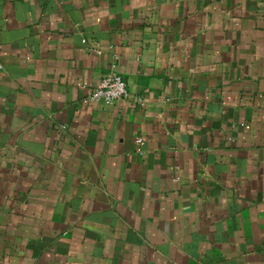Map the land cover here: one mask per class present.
Here are the masks:
<instances>
[{
	"label": "crops",
	"instance_id": "obj_1",
	"mask_svg": "<svg viewBox=\"0 0 264 264\" xmlns=\"http://www.w3.org/2000/svg\"><path fill=\"white\" fill-rule=\"evenodd\" d=\"M0 264H264V0H0Z\"/></svg>",
	"mask_w": 264,
	"mask_h": 264
},
{
	"label": "built area",
	"instance_id": "obj_2",
	"mask_svg": "<svg viewBox=\"0 0 264 264\" xmlns=\"http://www.w3.org/2000/svg\"><path fill=\"white\" fill-rule=\"evenodd\" d=\"M95 51L101 52L98 49H95ZM129 96L130 92L126 79L120 74L108 73L101 78L96 86L88 90V95L85 100L90 103L111 105ZM136 141L141 143L142 138L138 137Z\"/></svg>",
	"mask_w": 264,
	"mask_h": 264
}]
</instances>
